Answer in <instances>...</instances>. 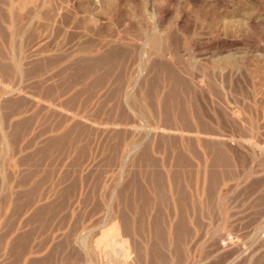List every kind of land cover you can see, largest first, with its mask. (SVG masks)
I'll use <instances>...</instances> for the list:
<instances>
[{
  "label": "rangeland",
  "instance_id": "1",
  "mask_svg": "<svg viewBox=\"0 0 264 264\" xmlns=\"http://www.w3.org/2000/svg\"><path fill=\"white\" fill-rule=\"evenodd\" d=\"M221 263L264 264V0H0V264Z\"/></svg>",
  "mask_w": 264,
  "mask_h": 264
},
{
  "label": "bare ground",
  "instance_id": "2",
  "mask_svg": "<svg viewBox=\"0 0 264 264\" xmlns=\"http://www.w3.org/2000/svg\"><path fill=\"white\" fill-rule=\"evenodd\" d=\"M167 9H164L163 10V13H167ZM177 21H180V18L177 20ZM164 42V40L162 38H160L159 36H155L153 39H152V45L156 48L155 50H158V52L160 51V53H162V43ZM157 52V51H156ZM166 54V53H165ZM230 261V260H229ZM228 263V262H227ZM223 264V263H221Z\"/></svg>",
  "mask_w": 264,
  "mask_h": 264
}]
</instances>
